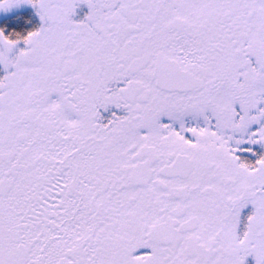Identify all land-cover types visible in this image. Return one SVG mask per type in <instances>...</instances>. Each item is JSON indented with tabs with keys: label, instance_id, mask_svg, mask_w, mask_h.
<instances>
[{
	"label": "snow or ice",
	"instance_id": "obj_1",
	"mask_svg": "<svg viewBox=\"0 0 264 264\" xmlns=\"http://www.w3.org/2000/svg\"><path fill=\"white\" fill-rule=\"evenodd\" d=\"M0 264H264V0H0Z\"/></svg>",
	"mask_w": 264,
	"mask_h": 264
}]
</instances>
